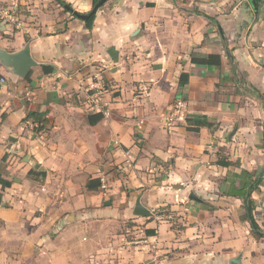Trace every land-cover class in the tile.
<instances>
[{"label": "crops", "instance_id": "1", "mask_svg": "<svg viewBox=\"0 0 264 264\" xmlns=\"http://www.w3.org/2000/svg\"><path fill=\"white\" fill-rule=\"evenodd\" d=\"M17 4L23 29L0 21V49L29 44L37 66L0 65V264H264L243 198L259 179L264 232V0H108L90 30L54 0ZM208 55L220 65L191 63Z\"/></svg>", "mask_w": 264, "mask_h": 264}, {"label": "trees", "instance_id": "2", "mask_svg": "<svg viewBox=\"0 0 264 264\" xmlns=\"http://www.w3.org/2000/svg\"><path fill=\"white\" fill-rule=\"evenodd\" d=\"M60 7H62L64 9L65 12H68V13H71V15L75 18H77L79 15V13L77 12H74L71 8V6L66 3L65 1L63 0H54ZM101 0H92V7L91 9L98 3L100 2ZM108 1V0H106ZM102 7V6H101ZM100 9V8H99ZM94 18H95V14L92 15L88 20L84 21L85 23V26L88 30H90L92 28V23L94 21ZM191 63H199V64H206V65H215V66H219L220 65V57L219 56H212V55H208L207 57H204V58H201V59H197V58H194L192 57L191 58ZM52 69L49 68V67H42V72L43 74H48V73H51ZM30 76V73L26 76L25 80H27ZM188 74H184L182 73L180 75V78H179V81H178V85L183 87L187 84L188 82ZM97 116L93 117H89V123L91 125L95 124L96 122L100 121V119L102 118L101 115L99 114H96ZM24 121H31L32 123H38V126L35 127L33 130L35 132H38L40 131L44 125H42V120L34 113H29L27 114L26 118ZM198 125H204L205 123L204 122H197ZM29 176L32 175V172L30 171L28 173ZM41 176L43 177L44 174H41ZM247 176V175H246ZM259 182V179H252L251 178V181H249V183L245 184L243 186V188L247 191L244 195H243V198L245 199V210H246V218L249 220L250 224H251V228H252V232L254 235H256L257 237H262L264 238V232H261V230L258 228V226L255 224L253 218H252V212H253V209H254V205H253V202L250 200V194L251 192L254 190V188L256 187V184ZM99 187V183L97 182V184L93 183V182H88L86 184V188L87 189H93L95 187ZM0 187H1V190L3 191L4 189L6 188H9L10 187V182L4 180L2 178V174H1V171H0ZM1 202H2V194L0 193V205H1Z\"/></svg>", "mask_w": 264, "mask_h": 264}, {"label": "water", "instance_id": "3", "mask_svg": "<svg viewBox=\"0 0 264 264\" xmlns=\"http://www.w3.org/2000/svg\"><path fill=\"white\" fill-rule=\"evenodd\" d=\"M106 2V0H101L87 14H81L77 18L82 21L88 20ZM0 65L20 79H25L29 71L37 66L36 62L30 56L29 44H26L22 50L16 53H8L0 49ZM133 214L139 217L150 216V213L140 206L139 201L135 203ZM231 264H240V259L235 258L231 260Z\"/></svg>", "mask_w": 264, "mask_h": 264}, {"label": "built area", "instance_id": "4", "mask_svg": "<svg viewBox=\"0 0 264 264\" xmlns=\"http://www.w3.org/2000/svg\"><path fill=\"white\" fill-rule=\"evenodd\" d=\"M14 4L11 6L10 9L5 11H0V21L4 22L8 25H10L15 30H22L23 29V21L18 13V2L20 0H13ZM3 82V80H0ZM135 91L138 92V94L141 97H148L150 94V87L146 83H139L138 86L135 88ZM93 105L96 109L97 113H101L100 106L98 102V99L95 97L93 99ZM187 110V104L186 102L178 98L176 99L170 109V112L168 116L166 117V125L169 127H172L176 125L178 122L183 121L185 119V114ZM101 187L105 188V180L100 179Z\"/></svg>", "mask_w": 264, "mask_h": 264}, {"label": "rangeland", "instance_id": "5", "mask_svg": "<svg viewBox=\"0 0 264 264\" xmlns=\"http://www.w3.org/2000/svg\"><path fill=\"white\" fill-rule=\"evenodd\" d=\"M180 1V0H179Z\"/></svg>", "mask_w": 264, "mask_h": 264}]
</instances>
